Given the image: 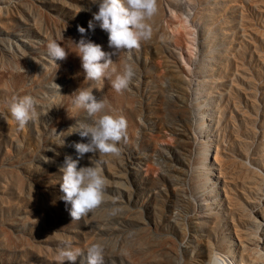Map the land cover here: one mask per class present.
<instances>
[{
	"label": "rangeland",
	"instance_id": "rangeland-1",
	"mask_svg": "<svg viewBox=\"0 0 264 264\" xmlns=\"http://www.w3.org/2000/svg\"><path fill=\"white\" fill-rule=\"evenodd\" d=\"M157 6L152 39L112 56L115 72L101 86L84 79L73 44L79 25L84 38L113 51L98 22L88 30L95 5L0 0V264H58V248L83 251L92 243L104 245V264H198L199 244L231 264L248 263L239 236L249 234L251 216L264 219V0ZM52 39L68 52L58 67L47 54ZM208 59L211 82L201 89L199 69ZM125 62L136 76L118 94L111 79ZM79 88L105 97L128 127L119 157H93L110 182L105 203L72 221L71 206L59 199V168L66 156L77 159L74 143L87 142L76 132L92 122L73 108ZM23 95L36 99L39 115L19 129L8 105ZM208 147L209 181L201 173ZM90 156L78 166H90ZM109 197L122 209L115 217Z\"/></svg>",
	"mask_w": 264,
	"mask_h": 264
},
{
	"label": "clouds",
	"instance_id": "clouds-1",
	"mask_svg": "<svg viewBox=\"0 0 264 264\" xmlns=\"http://www.w3.org/2000/svg\"><path fill=\"white\" fill-rule=\"evenodd\" d=\"M88 3L98 8V11L92 13L93 20L88 22V30L94 31L93 21L98 22L99 27L108 33V47L113 51L105 52L101 45L84 38L87 35L86 29L79 25L77 31L81 39L73 44L76 48L75 54L81 60L84 79L102 86L105 77L110 78L115 72L111 67L114 63L112 56L122 53L130 55L142 43L152 39L151 21L158 12L157 0H88ZM86 10L90 11L81 7V11ZM47 54L56 64V61L65 60L68 52L52 39L47 43ZM135 76V66L125 62L121 73L111 79L112 89L118 94L130 90ZM54 85L59 89L58 85ZM97 91H102V87ZM71 96L73 108L86 110L92 118L91 123H81L80 130L76 131L87 141L73 144L77 159L66 156L63 166L59 168L62 173V195L59 199L71 206L69 214L72 221H79L89 217L90 213L105 203L106 188L110 183L103 174L99 159L93 163V157H119L121 149L118 144L127 140L128 125L124 116L110 114L114 109L108 100L103 96L98 99L93 95V90L79 88ZM36 105L37 101L31 95L11 98L8 106L19 129H23L29 121L38 117ZM86 154H91L90 166H78ZM45 162L50 161L45 158ZM109 199L114 206L107 209V212L110 217H115L122 209L116 205L117 197ZM81 256H84L85 264H104L105 247L101 243H92L82 251L80 248H73L71 244H65L58 248L55 259L58 264H76L77 258ZM207 264H231V261L224 253L215 251L210 255Z\"/></svg>",
	"mask_w": 264,
	"mask_h": 264
},
{
	"label": "bare ground",
	"instance_id": "bare-ground-1",
	"mask_svg": "<svg viewBox=\"0 0 264 264\" xmlns=\"http://www.w3.org/2000/svg\"><path fill=\"white\" fill-rule=\"evenodd\" d=\"M88 6H90L89 3H88ZM89 8L90 7H88V9ZM212 62H213L212 59H208L204 61L203 66L201 65L202 68L199 69L200 73L203 74V78L200 83L201 89L205 87V85H207V82L210 81L209 80L210 72L213 70ZM197 104H198L197 109L198 110L202 109L201 104L199 102ZM203 114H204L203 122L209 126V123L211 122V118H212L211 109L204 110ZM206 150H207V154L204 156V162H203L204 164L202 165L201 173H202V177L203 178L206 177V179L209 181L210 178L213 177L215 174H214V170L212 169L211 165H209L208 163L207 155H209L208 153L209 147L206 148ZM211 203L213 202L210 201V203H208L207 205L209 206V204L211 205ZM200 217H203V215ZM251 221H252L251 223L252 227L249 231V234L246 237H244L245 235L239 236L244 256L248 260L247 261L248 263L246 264H264V219L262 221H259L257 220V218L251 216ZM259 231L261 232V234H258ZM199 245H200L201 250H200V253L198 252L199 254H197L198 255L197 257H199L198 261L200 264H207L208 259L210 255L212 254V252L210 251L211 249L209 250L207 246L204 245L205 249L203 250L201 247V244ZM240 264H245V263H240Z\"/></svg>",
	"mask_w": 264,
	"mask_h": 264
}]
</instances>
